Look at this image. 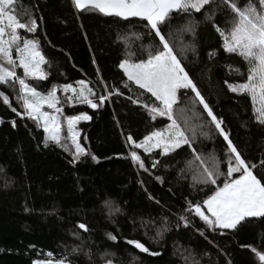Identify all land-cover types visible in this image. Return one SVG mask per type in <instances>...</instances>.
<instances>
[{"label":"trees","instance_id":"obj_1","mask_svg":"<svg viewBox=\"0 0 264 264\" xmlns=\"http://www.w3.org/2000/svg\"><path fill=\"white\" fill-rule=\"evenodd\" d=\"M248 2L237 0L240 7ZM252 3L259 8V0ZM14 5L22 22L36 21L35 32H19L38 42L47 61L42 65L47 78L28 79L30 86L45 94L83 79L96 91L98 105L100 95L108 98L95 109L81 103L63 107L67 117H89L78 125L85 153L74 160L46 140L34 120L16 115L12 109L23 113L21 107L0 85L9 98L7 105L0 100V264L60 259L68 264H264L252 250L264 254V217H246L235 229L212 230L186 211L189 203L202 205L216 187L187 174L192 149L182 145L167 155L147 154L127 141L131 136L139 143L169 123L166 117L151 118L142 105L157 106L155 98L130 82L125 87L127 78L119 68L125 58L138 62L149 51L162 50L147 22L77 11L71 0H14ZM234 22L222 0H213L201 12L174 11L158 27L242 159L256 165L253 174L264 182V125L257 122L250 96L228 88L247 80L249 65L224 51L214 27L230 32ZM113 89L120 94L109 95ZM190 96L178 92L180 102ZM194 108L199 117L189 120L185 131L192 147L205 158L214 155L226 173L227 144L203 106ZM198 125L203 128L193 138ZM130 150L145 169L133 164ZM224 178L219 177L220 186ZM128 240L158 255L140 253Z\"/></svg>","mask_w":264,"mask_h":264},{"label":"snow or ice","instance_id":"obj_2","mask_svg":"<svg viewBox=\"0 0 264 264\" xmlns=\"http://www.w3.org/2000/svg\"><path fill=\"white\" fill-rule=\"evenodd\" d=\"M212 2L213 0H71L77 11H98L104 16H115L123 20L138 18L146 21V27H149L159 38L162 50L157 49L155 53L149 51L147 59H141L138 62L125 58L120 62L119 68L127 78L125 87H128L130 82L144 92L150 93L155 98V102H158V106L142 105L147 109L151 118L167 117L170 123L163 132L153 131L139 143H134L131 136L127 138V141L133 145L134 149H143L144 153H150L154 148H159L162 150L161 155H167L180 148L181 145H187L192 149L193 159L187 161V164L189 168L196 170L197 182L216 187L212 195L203 200L202 205L189 203L186 211L199 217L209 229H235L246 217H264V182L253 174L256 165L252 164L250 167L242 159L229 135L223 130L222 121L214 115L158 27L174 11L201 12L206 5ZM222 3L235 16V22L230 32H225L214 24L223 39V49L226 53L239 55L249 65L247 80L236 85L229 84V91L248 94L253 103V112L259 113L257 122L264 125V0H259V8L252 3V0H249L243 7L238 6L237 0H222ZM9 8H15L14 0H0V85L7 84L9 87H14L18 84L20 95L17 99L22 101L24 111L21 113L15 108L12 110L16 112L17 116L26 115L36 121L38 125L43 122L45 139L62 146L60 143L62 125L60 116L57 115L61 113V108L57 106L61 103L57 96L58 89L70 94L65 97L69 104H87L93 109L103 105L108 97L100 95L98 105L94 100L96 91L83 79L76 81L75 87L72 84L53 86L46 95L30 86L26 79L45 80L47 78V74L41 67L47 61L36 40L25 38L22 43L20 42L19 30L33 33L37 29V23L34 19L29 22H21L14 11H9ZM24 14L27 15V12ZM13 50L15 58H13ZM17 67L23 70V78L18 76ZM235 71H239V69H235ZM10 81L11 84H9ZM100 83L103 84L104 81L101 79ZM179 89H191L195 94V101L203 106L211 124L215 126L216 131L226 142L228 157L226 173L222 172L220 162L214 155L205 158L196 153L192 147V138L186 134L175 119L173 105L177 102ZM105 91L108 90L105 89ZM112 93L120 94L115 89L108 92L109 95ZM0 97L3 98L4 104H9L8 96L0 93ZM258 98L259 108L256 107ZM132 103L140 102L132 100ZM45 106L48 109H53V113L42 111ZM194 115H198V113H194ZM82 119L87 120L89 117L81 114L68 116L63 120V124L67 126L68 137L75 147L74 160L85 153V149L76 139L79 135L76 131V123ZM13 126H15L14 123ZM200 127L203 128V125ZM195 131L192 129L193 138ZM129 155L133 164H138L141 169H145V163L136 151L130 150ZM92 159L95 160L96 157L92 156ZM157 163V161H153L152 166L156 167ZM261 166H264V161L261 162ZM234 173L238 175L234 177ZM221 175L225 177L222 186L217 183ZM157 179L160 178L157 177ZM202 207L207 209V215L202 211ZM180 219L187 226V218L181 217ZM78 227L87 231L84 224H79ZM108 238L116 239L111 234ZM127 243L141 252L158 255V253L149 252L139 241L128 240ZM252 250L259 261L264 262V254L254 248ZM46 255L51 257L53 254L49 252ZM32 264H65V259L34 260Z\"/></svg>","mask_w":264,"mask_h":264},{"label":"rangeland","instance_id":"obj_3","mask_svg":"<svg viewBox=\"0 0 264 264\" xmlns=\"http://www.w3.org/2000/svg\"><path fill=\"white\" fill-rule=\"evenodd\" d=\"M9 11L10 12H13L14 11V9L13 8H9ZM14 13L18 16V19L21 21V19L24 17V16H22V17H19V15L14 11ZM22 22V21H21ZM22 30V29H21ZM23 39H25L24 37H21V43H22V41H23ZM13 58H15V53H14V50H13ZM134 62V61H133ZM6 67H7V65H5ZM42 67V66H41ZM16 72H17V74H18V76H20L21 78H23V70L22 69H20L19 67H17L16 68ZM27 80L28 79H26V82H27ZM12 82L10 81L9 82V84H11ZM1 86H3L9 93H11L12 94V96L14 97V100L19 104V106L21 107V109H22V112L24 111V109H23V107H22V101H19L18 99H17V97L20 95V91H19V85L18 84H16L14 87H9L7 84H5V85H1ZM74 87L76 86V84H74L73 85ZM180 90H184V91H187L188 92V94H190L191 96L187 99V101H182V102H180L179 101V99H178V92L180 91ZM0 93H3V92H1L0 91ZM4 95H5V93H3ZM43 94V93H42ZM47 93H45L44 95H46ZM67 95H70L69 93H64V92H62V91H60L59 89H58V91H57V96L59 97V99H60V101H61V103L59 104V105H57L58 107H60L61 108V113H59V114H57V115H59L60 116V120H61V131H60V135H61V147L65 150V151H67L71 156H72V158L74 159V156H73V154L75 153V147H74V145L72 144V141H71V139L68 137V132H67V126H66V124H63V120H64V118L65 117H67V116H65L64 115V113H63V107L64 106H71V105H74V104H77V103H72V104H69L67 101H66V99H65V97L67 96ZM0 100L1 101H3V98L2 97H0ZM158 103V102H157ZM178 103H182V106H179L178 107ZM158 106V105H157ZM201 106L202 105H200L199 104V102L198 101H195V94L194 93H192V91H191V89H179L178 91H177V102L173 105V109H174V117H175V119L177 120V122H178V124L181 126V124L183 125V128H182V126H181V128L182 129H184L185 131H187V125H186V123L189 121V120H193V118H194V120L195 119H197L198 117H199V114L198 115H194V113H198L197 111H192V110H194L195 108L194 107H200L201 108ZM256 107L257 108H259L260 107V101H259V98L257 99V103H256ZM42 111H47V112H49V113H53V109H48L46 106H45V108H43L42 109ZM78 115H81V114H78ZM83 115H85V114H83ZM26 116V115H25ZM75 116H77V115H75ZM167 118V117H166ZM88 120V119H87ZM87 120H80V121H78L77 123H76V131L79 133V135L77 136V142L80 144V142H79V137H80V131H79V129H78V125H79V123L81 122V121H87ZM36 122V121H35ZM37 123V122H36ZM169 123H170V121H169ZM168 123V124H169ZM39 126L43 129V122H41L40 124H39ZM168 126V125H167ZM167 126H165L163 129H161V130H158V131H161V132H163V130L167 127ZM201 127H200V125H198L197 126V129H196V131H201ZM45 133V132H44ZM45 136H46V134H45ZM49 142H52L51 140H48ZM54 143V142H53ZM56 144V143H55ZM81 146V145H80ZM182 146V145H181ZM66 148H67V150H66ZM140 150H142L143 151V149H140ZM156 150H158L159 151V153H161V149H159V148H154L153 150H152V152L153 151H156ZM144 152V151H143ZM152 152H150V153H152ZM147 154H149V153H147ZM81 156V155H80ZM79 156V157H80ZM196 164L198 165V161L196 162ZM187 174L188 175H191L193 178H196L197 179V177H196V170L194 169V168H189V167H187ZM195 176V177H194ZM204 212H205V214L207 215V209L206 208H204ZM207 226V225H206ZM65 264H68V263H66L65 262Z\"/></svg>","mask_w":264,"mask_h":264},{"label":"water","instance_id":"obj_4","mask_svg":"<svg viewBox=\"0 0 264 264\" xmlns=\"http://www.w3.org/2000/svg\"><path fill=\"white\" fill-rule=\"evenodd\" d=\"M135 248V247H134ZM136 249V248H135ZM137 251H139L138 249H136ZM140 253H145V252H141V251H139Z\"/></svg>","mask_w":264,"mask_h":264}]
</instances>
